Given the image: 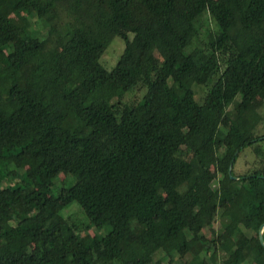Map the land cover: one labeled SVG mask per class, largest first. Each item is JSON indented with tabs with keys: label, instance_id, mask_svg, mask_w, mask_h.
<instances>
[{
	"label": "trees",
	"instance_id": "1",
	"mask_svg": "<svg viewBox=\"0 0 264 264\" xmlns=\"http://www.w3.org/2000/svg\"><path fill=\"white\" fill-rule=\"evenodd\" d=\"M205 13L216 29L187 50ZM258 98L264 0H0V264H209L212 247L264 264ZM68 202L98 232L64 218Z\"/></svg>",
	"mask_w": 264,
	"mask_h": 264
},
{
	"label": "rangeland",
	"instance_id": "2",
	"mask_svg": "<svg viewBox=\"0 0 264 264\" xmlns=\"http://www.w3.org/2000/svg\"><path fill=\"white\" fill-rule=\"evenodd\" d=\"M21 17L27 23L31 24V29H34L36 27L33 21L29 17H27L24 12L21 13ZM12 19L15 21L16 17L13 16ZM198 25H199V35L188 46L187 50H191L195 46H203L204 43L208 39L209 31H213L216 29L215 25L213 24L210 17L206 13L198 20ZM39 34L41 38H45L49 35V30L46 28H41ZM123 48H124V41L120 37H117V36L113 37L100 58L101 64L106 69L110 70L116 64L119 56L121 55L123 51ZM193 89L195 91L196 99L201 102L205 94V87L194 84ZM144 92H145V89L143 87H140L133 92H129L127 94L129 97L128 96L127 97L132 100H137L144 94ZM238 99L240 98L238 97ZM258 101L259 102L261 101V104L258 105L257 111L260 113L262 118L257 124L254 133L256 135H262L264 134V99L258 98ZM228 109H232V105H230ZM253 158H254V155L249 150H246L245 153L241 154L237 160L236 171L239 173L244 172L247 169V167L251 164ZM6 162H7L6 158L0 159L1 164H5ZM24 170L25 168L22 169L21 171L23 172ZM214 173H215L216 179H218L219 173L217 171H214ZM66 181H67V177L65 176L64 173H60L57 176L52 186V192L50 195L51 198H54L53 196L57 194V191L61 187L68 184ZM5 183H12V180L7 179L5 180ZM212 187L213 188L217 187V180H214L212 182ZM61 214L68 221L74 223L82 234H85L87 232L90 234L98 232L94 227L88 228V224H89L88 219L86 218V216L84 215V213L82 212V210L80 209V207L77 205L76 202L65 203V206L61 210ZM213 226H214V229L218 231L220 227V222L216 220ZM245 233L247 235H250L252 231L245 230ZM205 256L209 264H223L222 261L224 258V253L220 249H214L212 247L210 250H208V253H206ZM154 260L158 264H166L168 261L167 258H162L160 254L155 255ZM173 262L174 264H183V259L175 255Z\"/></svg>",
	"mask_w": 264,
	"mask_h": 264
},
{
	"label": "water",
	"instance_id": "3",
	"mask_svg": "<svg viewBox=\"0 0 264 264\" xmlns=\"http://www.w3.org/2000/svg\"><path fill=\"white\" fill-rule=\"evenodd\" d=\"M231 164H232V163H230L229 171L231 170ZM263 227H264V224H262V225L259 227V232H258V234H259V240H260V243L264 246V241H263V237H262V229H263Z\"/></svg>",
	"mask_w": 264,
	"mask_h": 264
}]
</instances>
